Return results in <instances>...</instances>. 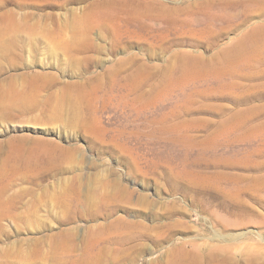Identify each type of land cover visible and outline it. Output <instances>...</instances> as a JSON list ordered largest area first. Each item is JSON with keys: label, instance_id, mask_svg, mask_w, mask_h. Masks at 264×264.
Segmentation results:
<instances>
[{"label": "rangeland", "instance_id": "obj_1", "mask_svg": "<svg viewBox=\"0 0 264 264\" xmlns=\"http://www.w3.org/2000/svg\"><path fill=\"white\" fill-rule=\"evenodd\" d=\"M0 264H264V0H0Z\"/></svg>", "mask_w": 264, "mask_h": 264}, {"label": "bare ground", "instance_id": "obj_2", "mask_svg": "<svg viewBox=\"0 0 264 264\" xmlns=\"http://www.w3.org/2000/svg\"><path fill=\"white\" fill-rule=\"evenodd\" d=\"M81 34H83L84 35V32L82 31V30H80L79 31ZM79 34V33H78ZM81 34H79V35H81ZM255 52V51H254ZM242 57H244V56H242Z\"/></svg>", "mask_w": 264, "mask_h": 264}]
</instances>
